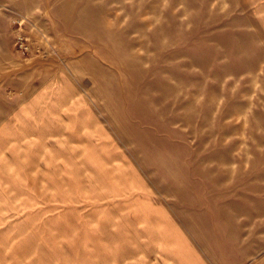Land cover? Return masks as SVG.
<instances>
[{
    "label": "rangeland",
    "instance_id": "1",
    "mask_svg": "<svg viewBox=\"0 0 264 264\" xmlns=\"http://www.w3.org/2000/svg\"><path fill=\"white\" fill-rule=\"evenodd\" d=\"M32 263L264 264V0H0V264Z\"/></svg>",
    "mask_w": 264,
    "mask_h": 264
},
{
    "label": "bare ground",
    "instance_id": "2",
    "mask_svg": "<svg viewBox=\"0 0 264 264\" xmlns=\"http://www.w3.org/2000/svg\"><path fill=\"white\" fill-rule=\"evenodd\" d=\"M20 248V247H19ZM25 250V249H24ZM20 251V250H19ZM22 251V250H21ZM33 264V263H32Z\"/></svg>",
    "mask_w": 264,
    "mask_h": 264
}]
</instances>
